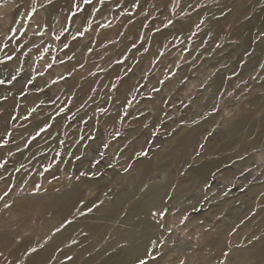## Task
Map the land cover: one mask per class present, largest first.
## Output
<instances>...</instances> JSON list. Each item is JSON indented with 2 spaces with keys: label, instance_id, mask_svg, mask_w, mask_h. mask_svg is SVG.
Masks as SVG:
<instances>
[{
  "label": "rangeland",
  "instance_id": "obj_1",
  "mask_svg": "<svg viewBox=\"0 0 264 264\" xmlns=\"http://www.w3.org/2000/svg\"><path fill=\"white\" fill-rule=\"evenodd\" d=\"M263 251L264 0H0V264Z\"/></svg>",
  "mask_w": 264,
  "mask_h": 264
},
{
  "label": "bare ground",
  "instance_id": "obj_2",
  "mask_svg": "<svg viewBox=\"0 0 264 264\" xmlns=\"http://www.w3.org/2000/svg\"><path fill=\"white\" fill-rule=\"evenodd\" d=\"M137 212H139V209H137ZM143 221H144V223H143ZM149 224H150L149 220H143V219L137 220V217H136V243L138 241H143L144 235H142L141 231L142 230L147 231L149 228ZM150 229H151V227H150ZM128 239H129V241H131L133 239V235L131 237H129ZM263 254H264V251H263Z\"/></svg>",
  "mask_w": 264,
  "mask_h": 264
},
{
  "label": "snow or ice",
  "instance_id": "obj_3",
  "mask_svg": "<svg viewBox=\"0 0 264 264\" xmlns=\"http://www.w3.org/2000/svg\"><path fill=\"white\" fill-rule=\"evenodd\" d=\"M140 264H144V261L141 260V261H140Z\"/></svg>",
  "mask_w": 264,
  "mask_h": 264
}]
</instances>
